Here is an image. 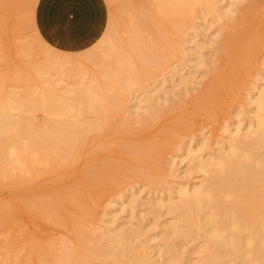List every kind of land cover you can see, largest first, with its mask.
<instances>
[{
	"label": "rangeland",
	"instance_id": "rangeland-1",
	"mask_svg": "<svg viewBox=\"0 0 264 264\" xmlns=\"http://www.w3.org/2000/svg\"><path fill=\"white\" fill-rule=\"evenodd\" d=\"M34 1L0 0V84H2L0 93L32 91L38 94L43 87L42 79L55 80L58 85H66L68 88L86 87L91 92L102 91L105 94L107 91L109 93L106 96L111 94L110 97L107 96L108 100L113 96L111 101L114 103L109 104L113 110L108 111L117 115L118 119L107 111L100 110L99 104L97 111L93 113L95 116L87 112L85 116L80 117L81 115L71 112L64 115L46 112L44 115L43 111L38 110L37 113L26 110H21L23 113L19 110L13 112L9 108H2L4 105L0 103L4 112L8 110L5 114L3 111L0 112V130L3 120L13 122L16 128L20 126L19 129L24 127L25 121L29 119L36 122V126L51 128L54 124L67 122L84 125V129L86 123H92L94 129H89L92 134L83 145L80 156L72 162L69 161V166L66 163L67 165L64 166L67 168H61L64 172H70L65 175L66 177L64 176V183L66 182V185L74 190L76 186L85 183L87 180L85 172L88 169L96 172L101 167L106 168L109 162L113 167L118 164L123 166V170L117 172V179L114 181L113 178L108 177L109 180L103 177L102 183L105 184H102L104 187L101 186L102 190L96 200L77 214L71 211L72 204L69 202H61L59 206L53 203L54 192L52 193L48 186L52 182L51 179L57 178L58 171L57 173L44 171L32 180L33 186L35 185L34 190L38 188V199L48 201L49 205L45 212L37 216L23 208L26 200L32 198V195L28 194L30 190H24V193L19 189L13 190L11 181L2 180L0 213L3 214L2 206L8 205L12 207L10 209L13 212H17L16 217L19 218L17 217L14 223L0 222V264H62L60 257L65 252L63 249L72 252L74 248L80 252L81 243L92 247L99 243L98 235L106 228L115 229L118 234L125 232L126 239L111 243L114 249L122 247L121 243L125 247L122 259L117 264H123L121 261L131 258L136 249L140 254H148L149 263L163 264L161 257H170L171 261L176 262L177 256L182 253L186 255L187 264L197 261L199 254L195 250L204 240L202 233L195 238L176 237L170 227L174 215L167 211L165 204L169 196L176 197V189L180 182L195 184L205 178L195 164H190L188 158H184L187 147L195 149L203 138L205 146L200 153L217 154L225 150L228 135L237 123L244 132L252 120L254 113L250 100L261 85H264V0H261L262 4L248 14L237 11L231 24L230 21L222 24L220 22L222 20L209 23L207 19L202 18L199 7L193 10L194 13L184 16L187 14L185 11L194 7L197 0H159V11L155 8L153 0H150L152 7L158 13L168 17L163 19V22L157 20L158 23H153V17L147 9L145 0H41L36 8ZM239 1L240 7L246 10L247 1ZM241 14L243 15L240 16ZM69 16H73L71 21L67 18ZM239 16L243 17L245 23L249 21L248 24H254L251 33L241 34L242 30L238 26L237 19ZM174 18L176 22L178 19L181 20L178 24L175 22L176 26L171 24ZM154 24H158L155 25L158 28L162 27V31L152 26L150 28V25ZM131 38L135 39L130 40ZM242 39H247L253 47L252 52L246 54L247 56L244 52L239 53ZM134 43L139 44L136 46ZM120 50L124 52H119ZM143 54H147L148 57L144 58L146 60L142 59ZM242 55L244 57H241ZM199 56L203 62L198 66L196 63ZM245 57L247 60L244 59ZM48 60L51 64H56L57 69L46 70L49 65ZM46 65L47 68H44ZM58 66L62 69H58ZM147 66L150 68L148 69ZM142 67L143 69L146 67L145 69L150 73L142 70ZM137 70L138 74H136ZM180 73L186 76V82L179 78ZM153 91L154 96L160 95L167 100V105L171 102L174 106L171 108L168 105L169 108L160 117L158 114L147 121L148 123H138L135 117L143 111L136 110L137 100L142 99L143 95L145 97L148 93L152 94ZM210 99H213V102H210ZM5 100H8V97ZM139 105L143 108L146 103L140 102ZM127 113L130 115L128 116ZM62 117H65V121ZM72 117L76 118L70 120ZM35 118L39 119L38 122ZM113 118L116 120L114 121ZM107 120L110 121L106 122ZM122 120L123 122L127 120L129 123L124 125ZM100 123H104V127L101 128ZM14 125L7 129L11 130V127L16 129ZM100 130L108 134L100 136L97 133ZM119 130L127 134L122 136ZM125 142L138 146L154 144L156 162L149 165L142 162L141 158L122 151L121 145ZM101 143L106 145L99 147ZM258 143L253 151L264 153V140L259 139ZM63 170H60L61 174L64 173ZM135 173L137 175H134ZM99 174L103 175L104 172ZM150 177L153 178V180L151 178L153 182ZM20 203L23 204L20 205L23 209L18 205ZM60 214L72 215L76 223L68 225L69 223L62 220L59 222ZM238 219L242 220L241 217ZM139 224L144 228L141 234L137 231L142 227ZM32 235L40 240L35 238V242L37 240L42 247L46 246L44 248L47 250V255L42 254L43 256L39 255L35 259L27 256L25 241ZM38 243L36 246H39ZM252 254V264H262L256 259L255 253ZM231 259V257L226 258V264H231ZM233 263L248 264V258L240 261L235 259ZM90 264H101V262L99 258H93ZM105 264L116 263L110 256H106Z\"/></svg>",
	"mask_w": 264,
	"mask_h": 264
},
{
	"label": "bare ground",
	"instance_id": "bare-ground-1",
	"mask_svg": "<svg viewBox=\"0 0 264 264\" xmlns=\"http://www.w3.org/2000/svg\"><path fill=\"white\" fill-rule=\"evenodd\" d=\"M246 1H247V4L245 6L246 8L245 10L243 9V7H240L241 4L239 0H197L196 5L192 7L191 9L185 11V13L187 14L184 16H188L189 14L193 12V10L196 7L197 8L199 7V12L203 16L202 18L207 19L209 23L222 20L220 21L222 24L223 22L226 23L228 21H230L229 24H231V21L234 20V14L237 11L240 13L248 14L252 9H256L260 4H262L261 0H246ZM145 4L151 16L153 17L152 18L153 23L154 22L158 23L157 20L160 22H163V19L168 18L158 13L152 7L150 0H145ZM242 15L243 14H241L240 16ZM240 16L237 19L239 21L238 26L242 30L241 34L251 33L253 31L254 24H250V23L248 24L249 21H246V19L245 21L247 23H245L243 21L244 19H242L243 17H240ZM180 21L181 20L178 19L179 23ZM171 22L173 21L171 20ZM175 22L176 21L174 18V22L171 24L176 26ZM178 22L176 23L178 24ZM155 25H158V24L150 25V28L151 26L153 28H158V26H155ZM14 27L16 28V26ZM135 27L137 28V26ZM249 28H252V29L249 30ZM158 29L159 31L160 30L162 31V27H159ZM219 31L220 30H218V32ZM221 33H224V32H221ZM221 33H218V34L221 35ZM136 34H133V35H136ZM136 38L139 39L138 36ZM132 39L133 38H131L130 40ZM242 40H243V43L239 45V53L244 52L245 56H247L246 54L252 52L253 47H251L252 45L251 43H248L247 39H242ZM146 50L148 51V49ZM119 52H122V51L120 50ZM128 53H130V50ZM115 54H118V53H115ZM147 57H148L147 54H143L142 59L147 58ZM241 57H244V55H242ZM244 59L247 60V57H245ZM148 60H152V59H148ZM154 62L156 61L154 60ZM202 62L203 60L199 56L197 59L196 65L199 66L202 64ZM48 64H49L48 68H47V65L44 67V68H47L46 70L48 69L51 70V68L57 69V65L51 64L50 60H48ZM59 66H58V69L61 68ZM147 67L148 69L150 68L149 66ZM145 68L146 67H144L143 69L142 67V70H145L147 72L148 70ZM153 68L156 69V67H153ZM19 73L21 72L19 71ZM140 73L142 72L140 71ZM136 74H138V70ZM140 75L142 76V74ZM179 76H180L179 78L182 81L184 82L187 81L186 76H184L183 74L180 73ZM23 77L24 76H22V78ZM111 77H113V74H111ZM42 83H43L42 90L41 92L39 91L38 94L37 93L35 94L32 91H28L26 93H21V92L20 93H16V92L2 93L3 92L2 91L0 93V103L4 105V107L2 106V108L4 109L9 108L10 110H13V112L14 110L15 111L16 110H19V111L26 110L30 112L31 111L36 112L38 110L41 112L43 111L44 115H45V112L48 114H61V115L71 112V114L75 113V115H79V116L81 115L80 117H82V115L85 116L87 112H88L87 114H89V112L92 114L95 113V111H97V108H98L97 104H99L98 106H100L99 107L101 108L100 110L102 111L104 110V111H107V113H110L108 111L111 109L109 104L110 105L114 104L113 101H111V98L113 96L108 100V97H110L111 94L109 96L107 95L108 96L107 97L106 94L109 92H107L106 90H105L106 91V94H105V92H102V91L101 92L100 91L91 92L86 87L85 88L83 87L84 89H74V87L68 88L66 85L60 86L57 84V81L55 80L52 81L49 79H42ZM11 91H13V89ZM153 93L154 91L152 92V94L148 93V95L146 94L145 97L143 95L144 98L142 97V99L137 100L138 104H136V110L143 111L141 114H137L135 117L136 120L138 119V123L139 122L148 123L147 121L152 120L158 114L160 117L169 107L173 108L174 105L172 106L171 102H169L168 104L169 107H168L166 99H163L160 95L154 96ZM6 97H8V100H5ZM140 102H143V103L145 102L146 105H143V108H141L142 106L140 107L139 105ZM179 102H181V100ZM210 102H213V99H210ZM250 102L253 105V113H254L252 120L250 121L249 125H247V128L244 132L241 131L239 123H237L233 131L230 132L228 135L225 150H222L218 152L217 154H212L211 152H204L201 154L200 152L203 151L202 147L205 146V142L203 138H202L203 140L201 139L200 144L196 146L195 149L190 148V147H187L185 149L184 158H188L187 161L190 164H195L198 171H200V173H202L205 178L202 179V181H200L199 183L195 182V184H190V183L184 184L180 182L181 184H179L178 188L176 189V195H175L176 197L169 196L165 206L167 208V211L171 213L172 215H174V221L170 223V227L172 229V233H174L176 237H182V239L183 238H195L198 235H200V233H202L201 236L204 237V240L202 241V243L195 250L196 253L199 254V259L191 264H226V258H230V257L232 258L231 264H234L233 262L235 261V259L236 260L239 259L240 261V259L243 260L245 258L246 259L248 258V264H252V259H253L252 253L253 252L255 253L256 259H259V261L262 264H264V153H258L256 151H253L255 147H257V144H259L258 143L259 139L264 140V85H261V87L255 93L253 99H251ZM121 105H122V99H121ZM132 108H133V105H132ZM0 110H1L0 112L2 111L4 112V110L1 109V107H0ZM7 111L5 110L6 113ZM102 111H101V116H102V113L104 112ZM116 111H117V108H116ZM5 112L3 114H5ZM116 113H119V112H116ZM129 113H127L128 116L130 115ZM3 114L2 116H4ZM19 114L21 113L19 112ZM113 114L111 115L114 117L115 115ZM119 114L122 115L123 113H119ZM97 115L100 116V114L98 113ZM127 115H124V116H127ZM93 116H95V114H93ZM116 116L115 118H117ZM76 117H72V119L70 118V120H73ZM8 118L9 116H7V119ZM115 118H113L114 121L116 120ZM35 119L37 120V118ZM94 119H97V118H94ZM85 120H88V119L85 118ZM109 121L107 120L106 122H109ZM114 121H111V123ZM92 122H94V120ZM35 123L30 121V119L26 120L24 127L22 126L23 124L21 125L23 129L22 128L19 129L20 126L17 125L19 127L16 128L14 123L11 121L10 122L4 121V120L2 121L1 123L2 130H0V182H2V180L7 179L11 181L10 185L12 186L13 190L19 189V190H22L23 193H24V190H30L28 194H31L32 198L29 200H26L24 205L22 204L23 201L22 203L18 205L20 206L22 204L23 208H25L26 211L30 210V212L32 211L31 212L32 215L37 216V215H40L41 212H45V210H47L49 205L47 203L48 201L43 200V199H38V196H39V192L37 191L38 188L36 187L37 189L34 190L35 185L33 186L32 180L34 179V177H36L38 174H41L44 171L45 172L51 171L52 173H57L58 171L59 173L56 175L57 178L55 179L54 177L55 180L51 179L50 181L52 182H50L49 186L47 185L48 187H50L52 193L54 192V197L52 198L54 199L53 203H56L59 206L61 202H69V204L70 203L72 204V207H70V209L71 211H74L75 214H77L78 212L84 211L88 204L90 205L91 202H94L96 200L95 198L98 196V194L102 190L101 186L104 187V185L102 184H105V183H102L103 181L102 178L104 177L103 179H105L109 177L111 179L113 178V181H114V179H117V176H116L117 172L119 171L121 172L123 170V166L118 164V166L113 167L110 165V162H109V165L106 168L101 167L99 170L97 171L95 170L96 172L92 171L91 169H88L85 172L87 174V180H85V183L82 186H78V187L76 186V188L72 190L71 187L69 185H66V182L64 183L63 181L65 180L63 179L66 177L65 175H67V173L70 174V172L68 171H65L66 173L64 172L63 169L67 168L64 165L68 163L69 161L72 162L73 160H75V158L80 156L83 150V145L85 144L89 136L92 134L90 133L89 129L91 128L94 129L93 127L94 125L92 123L85 124V122H83L85 124V128L83 129L84 125L80 126L79 124H72V123H67V122H63V123L59 122L60 124L55 125L53 122L54 126L52 128L47 126L48 127L47 128V127L36 126ZM127 123L129 122L126 120L122 124L127 125ZM11 125L12 126L14 125L16 129L14 128L12 129V127H11V130L7 129V127ZM47 125H49V122ZM103 125L104 123H100V127ZM107 127L106 129H109ZM106 129L103 128L104 131H106ZM225 130H227V128ZM104 131L101 132L100 130L97 133L100 136L108 134L106 132L104 133ZM126 134L127 133L124 131L120 133V135L122 136ZM105 145L106 144L101 143L99 144V147H104ZM155 147L156 146L154 144L138 146L132 143L125 142L121 145V150L127 152L133 157L135 156V157L141 158L142 162L150 165L151 163L154 164V161L156 160V157L154 156V151L156 150ZM69 164L70 163L66 165L69 166ZM62 167L63 169H61ZM60 170H63L65 174L64 173L61 174ZM102 172H104L103 175L99 174ZM140 174L141 173H139V175ZM134 175H137V173H135ZM151 178L152 177H150V180ZM67 186H69L68 188L70 190L67 188ZM12 195H14V192ZM64 206H67V205L65 204ZM10 208L12 209V207H9L8 205L2 206L1 211L3 212V214L0 213L1 214L0 222L6 221V223L7 222L14 223L15 219L18 217V216L16 217L17 212H13ZM62 208L60 209L61 211H62ZM60 210L58 211L59 213L61 212ZM20 212H23V211H20ZM60 215H61L60 216L61 219L59 220V222H61L62 220L65 223H69L68 225L70 224L73 225L74 223H76V220L72 215L70 216L69 215L66 216L64 214H60ZM238 217H241L242 220L238 219ZM139 225L142 226L141 224ZM102 231L103 230H101V233L98 235L99 237L97 236L99 243L97 244L95 242L96 245H93L92 247H87L84 243H81L80 245L81 250L77 248L80 252L74 250V248L72 249V252L70 250L66 251V249L65 250L63 249V252L64 251L65 252L60 257L62 264H90L93 258H99L101 264H105L106 256H110L113 259V262H115L116 264L117 262L119 263V260L122 259V255H123L122 252L124 251V248H125L124 244L121 243L120 246L122 245V247L114 249L111 247V243L120 242L122 241V239H126L125 232L123 234L121 233L118 234L117 232H115V229H110V228H106L103 232ZM137 231L138 233L140 232L141 234L144 231L143 226L140 227ZM35 238L32 235V237H29L28 240L27 239L26 241L23 240L27 243V251H28L27 256H29L30 259H35L39 255L47 253V250L44 248L46 246L42 247L38 243L40 241L38 237H37L38 239L37 238L36 239L39 241L37 242L36 240L35 242ZM23 241H22V244H23ZM18 243L20 242L18 241ZM26 243L24 244L25 247H26ZM36 243H38L40 247L36 246ZM147 255H148L147 253L140 254V251L136 249L132 253L131 258H128V259L126 258L125 260L121 261V263L123 264H160V262L159 263H156V262L149 263L148 262L149 257ZM161 261L163 264H187L188 263L185 253H182L180 256H177L176 262L171 261L170 257H166V258L161 257Z\"/></svg>",
	"mask_w": 264,
	"mask_h": 264
},
{
	"label": "crops",
	"instance_id": "crops-1",
	"mask_svg": "<svg viewBox=\"0 0 264 264\" xmlns=\"http://www.w3.org/2000/svg\"><path fill=\"white\" fill-rule=\"evenodd\" d=\"M103 1V0H102ZM41 0H35V8L40 4ZM153 3L155 4V8L159 11V0H153ZM157 11V12H158ZM70 21L73 19V16L67 17ZM43 38L46 39V37L42 34Z\"/></svg>",
	"mask_w": 264,
	"mask_h": 264
}]
</instances>
